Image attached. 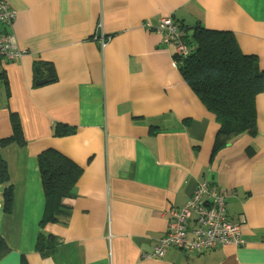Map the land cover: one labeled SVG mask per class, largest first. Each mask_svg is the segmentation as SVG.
<instances>
[{
    "label": "crops",
    "instance_id": "1",
    "mask_svg": "<svg viewBox=\"0 0 264 264\" xmlns=\"http://www.w3.org/2000/svg\"><path fill=\"white\" fill-rule=\"evenodd\" d=\"M2 1L16 12L6 30L22 56L0 62V140L15 116L25 145L2 148L13 200L5 213L0 186V264H264V94L256 134L218 142V124L156 30L171 18L231 32L264 69V0ZM35 62L45 64L36 76ZM46 69L51 80L36 85ZM56 125L71 132L56 137ZM48 148L82 172L69 219L41 228L37 157ZM204 180L226 193L246 245L144 258ZM40 232L58 243L50 256L36 250Z\"/></svg>",
    "mask_w": 264,
    "mask_h": 264
},
{
    "label": "trees",
    "instance_id": "2",
    "mask_svg": "<svg viewBox=\"0 0 264 264\" xmlns=\"http://www.w3.org/2000/svg\"><path fill=\"white\" fill-rule=\"evenodd\" d=\"M177 23L180 28L177 41L185 46V53L174 52L172 59L189 88L218 124V142L224 143L242 134L253 137L256 134L255 99L264 94V69L259 67L255 56L244 55L240 51L231 32L208 29L200 23ZM44 66V63L35 62L32 70L34 76ZM0 78L5 81L2 70ZM11 119V135L0 140V186L5 213L11 210L13 187L2 148L10 144L25 145L16 117L12 116ZM70 132L56 125L54 135L61 137ZM37 163L45 201L39 225L43 228L47 224H65L75 197L74 184L82 170L51 148L39 153ZM57 247L58 243L50 235L39 233L36 250L42 257L50 256ZM7 252L8 247L0 237V258Z\"/></svg>",
    "mask_w": 264,
    "mask_h": 264
},
{
    "label": "built area",
    "instance_id": "3",
    "mask_svg": "<svg viewBox=\"0 0 264 264\" xmlns=\"http://www.w3.org/2000/svg\"><path fill=\"white\" fill-rule=\"evenodd\" d=\"M15 16L16 12L0 0V62L16 61L22 56L13 34L6 30L11 29ZM156 30L162 35L164 43L174 45V52L185 53V46L177 41L180 33L177 22L171 18L161 19ZM226 198V193L211 181H202L192 199L174 212L168 231L157 241L153 250L143 257L154 261L162 259L172 247L184 255L213 251L223 246L244 247L246 241L242 236L241 225L232 223L227 217Z\"/></svg>",
    "mask_w": 264,
    "mask_h": 264
},
{
    "label": "water",
    "instance_id": "4",
    "mask_svg": "<svg viewBox=\"0 0 264 264\" xmlns=\"http://www.w3.org/2000/svg\"><path fill=\"white\" fill-rule=\"evenodd\" d=\"M46 78L43 79V80H39L36 82V85H43V84H46L47 82H49L51 80V77H52V73H51V69H46Z\"/></svg>",
    "mask_w": 264,
    "mask_h": 264
}]
</instances>
